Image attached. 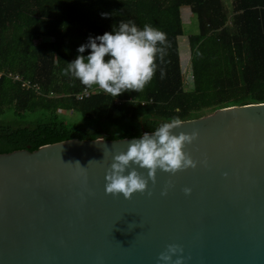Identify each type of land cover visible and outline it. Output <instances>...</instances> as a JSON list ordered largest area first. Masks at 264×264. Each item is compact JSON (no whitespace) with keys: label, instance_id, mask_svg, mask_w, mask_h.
<instances>
[{"label":"water","instance_id":"1","mask_svg":"<svg viewBox=\"0 0 264 264\" xmlns=\"http://www.w3.org/2000/svg\"><path fill=\"white\" fill-rule=\"evenodd\" d=\"M194 131L184 151L197 166L157 169L153 183L132 165L148 185L130 199L107 194L105 177L134 138L0 154V264H164L170 244L184 264H264V103L172 130Z\"/></svg>","mask_w":264,"mask_h":264},{"label":"trees","instance_id":"2","mask_svg":"<svg viewBox=\"0 0 264 264\" xmlns=\"http://www.w3.org/2000/svg\"><path fill=\"white\" fill-rule=\"evenodd\" d=\"M229 1L0 0V71L22 79H0V117L10 113L0 120V154L72 139L139 138L173 118L264 103V0ZM183 6L200 29L189 37L192 90L185 89L181 67ZM121 21L165 34L152 79L139 92L114 97L101 90L79 99L98 86L65 75L68 63L90 54L78 52L89 37L112 32ZM65 112L81 114L82 123L68 121Z\"/></svg>","mask_w":264,"mask_h":264},{"label":"clouds","instance_id":"3","mask_svg":"<svg viewBox=\"0 0 264 264\" xmlns=\"http://www.w3.org/2000/svg\"><path fill=\"white\" fill-rule=\"evenodd\" d=\"M165 40L164 33L149 25L140 30L132 22L121 21L112 32L89 37L88 43L81 45L78 52L82 54L88 48L91 49L90 54L78 55L73 62L68 63L65 75L71 72L88 88L97 85L100 90L114 97L126 91H142L154 75L157 54L162 56L164 51L157 45H163ZM182 124L180 118H173L152 133L132 139L126 152L115 154L105 177L106 193L123 194L125 199H130L133 193L146 191L148 179L155 182L157 169L175 174L180 170L195 168L197 162L184 149L197 138L198 133L173 134L172 130ZM76 163L79 164L78 161ZM132 165L147 169L148 179ZM129 168L131 170L127 171ZM184 192L190 194L191 189L185 188ZM166 194V191L162 193ZM182 253V247L170 244L160 254L159 261L171 264L172 257L177 256L174 264H184Z\"/></svg>","mask_w":264,"mask_h":264},{"label":"rangeland","instance_id":"4","mask_svg":"<svg viewBox=\"0 0 264 264\" xmlns=\"http://www.w3.org/2000/svg\"><path fill=\"white\" fill-rule=\"evenodd\" d=\"M233 2V0H230ZM229 1V2H230ZM182 19L184 22V35L179 38L180 53H181V67L185 79V89H193V74L191 67V48L189 44V37L191 35H197L200 33L199 24L197 18L193 15L189 7L184 6L181 10ZM67 116L68 121L74 124L82 123L83 117L79 113L68 112L64 113ZM10 113L7 112L4 116L0 117L3 120L5 117L9 116Z\"/></svg>","mask_w":264,"mask_h":264},{"label":"built area","instance_id":"5","mask_svg":"<svg viewBox=\"0 0 264 264\" xmlns=\"http://www.w3.org/2000/svg\"><path fill=\"white\" fill-rule=\"evenodd\" d=\"M3 76H8V77L12 78V79L15 80V81H22V79H21L18 75H13V74H8V75H6L5 72H1V71H0V79H1ZM22 86H23L24 88H30V87H31L30 84H29V82H23ZM34 88H35L36 90L39 89L38 86H35ZM100 91H101V90L99 89V87H98L97 89H94V90L85 89L82 93H80V94L78 95V98H79V99L87 98V97L91 96V94H93L94 92H100Z\"/></svg>","mask_w":264,"mask_h":264},{"label":"crops","instance_id":"6","mask_svg":"<svg viewBox=\"0 0 264 264\" xmlns=\"http://www.w3.org/2000/svg\"><path fill=\"white\" fill-rule=\"evenodd\" d=\"M183 7H184V6H183ZM183 7H182V8H183ZM186 7H187V6H186ZM182 8H181V10H182Z\"/></svg>","mask_w":264,"mask_h":264}]
</instances>
